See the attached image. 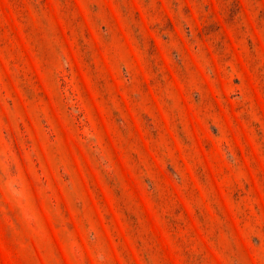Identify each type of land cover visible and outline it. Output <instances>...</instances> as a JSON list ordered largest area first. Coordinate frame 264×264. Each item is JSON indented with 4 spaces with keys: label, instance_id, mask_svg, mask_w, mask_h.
Masks as SVG:
<instances>
[{
    "label": "rangeland",
    "instance_id": "rangeland-1",
    "mask_svg": "<svg viewBox=\"0 0 264 264\" xmlns=\"http://www.w3.org/2000/svg\"><path fill=\"white\" fill-rule=\"evenodd\" d=\"M0 264H264V0H0Z\"/></svg>",
    "mask_w": 264,
    "mask_h": 264
}]
</instances>
